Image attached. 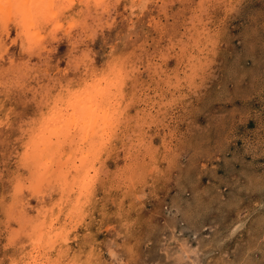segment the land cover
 <instances>
[{"label":"rangeland","instance_id":"obj_1","mask_svg":"<svg viewBox=\"0 0 264 264\" xmlns=\"http://www.w3.org/2000/svg\"><path fill=\"white\" fill-rule=\"evenodd\" d=\"M28 1L0 0V264H264V0Z\"/></svg>","mask_w":264,"mask_h":264},{"label":"bare ground","instance_id":"obj_2","mask_svg":"<svg viewBox=\"0 0 264 264\" xmlns=\"http://www.w3.org/2000/svg\"><path fill=\"white\" fill-rule=\"evenodd\" d=\"M8 1L9 0H1V2H2V4L4 3V6L8 3ZM34 1V0H33ZM33 1H28V2H32V3H34ZM51 1V0H50ZM71 1V0H70ZM107 3V2H106ZM12 4H13V2H12ZM11 4V5H12ZM30 4V3H29ZM53 3H51L50 5H52ZM8 5H10L9 3H8ZM10 5V6H11ZM33 5V4H32ZM40 6H46V1L45 0H41V2H40ZM5 7H7V5L5 6ZM9 7V6H8ZM7 7V8H8ZM30 7H31V5H30ZM52 7V6H51ZM109 7V6H108ZM1 8V7H0ZM6 8V9H7ZM24 8H29V7H24ZM3 9V8H2ZM5 9V10H6ZM9 9V8H8ZM26 9H23L24 11H25V15L23 16V17H28L27 16V13L28 14H30V16L33 14V13H31V12H27L26 11ZM31 9V8H30ZM34 9V8H33ZM4 10V9H3ZM23 11V12H24ZM51 11H53L52 9H51ZM2 12V11H1ZM8 13H10V11L8 12ZM51 13V12H50ZM54 13H55V11H54ZM23 14V13H22ZM21 14V15H22ZM111 14V13H110ZM11 15V14H10ZM29 16V17H30ZM100 17V16H99ZM28 19V18H27ZM110 19V18H109ZM70 20V19H69ZM26 21V20H25ZM77 21V20H76ZM96 21V20H95ZM24 22V21H23ZM70 22V21H69ZM105 22V21H104ZM77 24V23H76ZM109 24V23H108ZM30 25V24H29ZM32 25V24H31ZM92 29H93V27H92ZM109 30V29H108ZM38 33V32H37ZM31 35H32V33H31ZM93 36V35H92ZM92 39V38H91ZM46 42V41H45ZM54 44V43H53ZM71 45V44H70ZM34 51V50H33ZM130 53V52H129ZM94 54V53H93ZM16 55V54H15ZM13 56V55H12ZM94 56V55H93ZM128 58V57H127ZM82 61V60H81ZM29 62V61H28ZM10 63V62H9ZM26 63V62H25ZM135 64V63H134ZM68 70V69H67ZM6 71V70H5ZM116 71V70H115ZM118 74V73H117ZM120 75V74H119ZM106 77H107V75H106ZM120 77V76H119ZM113 78H114V76H113ZM25 81V80H24ZM102 81H103V79H102ZM105 82H106V80H104ZM103 81V82H104ZM112 81H113V79H112ZM111 81V82H112ZM89 82H90V80H89ZM93 82H95V81H93ZM109 82H110V80H109ZM110 82V83H111ZM61 83V82H60ZM99 83V82H98ZM107 84H108V82H106ZM85 84H86V82H85ZM90 84V83H89ZM88 84V85H89ZM101 84V83H100ZM116 84V83H115ZM114 84V85H115ZM90 85H92V84H90ZM108 85H112V84H108ZM100 86V85H99ZM116 86V85H115ZM84 87H85V85H84ZM42 88V87H41ZM98 88V87H97ZM115 88V87H114ZM117 88V87H116ZM115 88V89H116ZM81 89V88H80ZM88 89V88H87ZM100 89H102V95L98 98L97 96L96 97H93V98H91V99H88V97L90 96V95H88V94H86L85 96H84V93H77V94H75V96H74V98H75V103H79V107H78V109H84V111H85V119H89V121L91 120H93V118L94 117H96V115H98V116H100V114H99V112H100V110H101V113H103V118H104V120H106L108 123H112L111 121H113V118L111 119V117L113 116V114H115L116 113V111H117V113H118V110H116L117 108H116V105H113V99L112 98H110L108 95L110 94V90H111V88L108 86V87H106V85L104 86V88H101L100 87ZM35 90V89H34ZM77 90H78V88H77ZM76 90V91H77ZM118 90V89H117ZM116 90V91H117ZM79 91V90H78ZM84 92V91H83ZM85 92H88V91H85ZM92 92V91H91ZM115 92V91H114ZM99 93V92H98ZM48 94V93H47ZM51 94V93H50ZM116 93H114V95H115ZM7 95V94H6ZM72 96V95H71ZM93 96H95V95H93ZM60 99V98H59ZM62 99V98H61ZM73 99H71V101H72ZM16 101V100H15ZM58 101V100H57ZM58 103H60V102H58ZM62 103H63V100H62ZM66 103V102H65ZM64 103V104H65ZM73 103V102H72ZM40 104H42V103H40ZM53 104V103H52ZM68 104V103H67ZM70 105H72V104H70ZM78 105V104H77ZM13 106V105H12ZM69 106V105H68ZM121 106V105H120ZM45 107V106H44ZM63 107V106H62ZM116 109H115V108ZM50 109V108H49ZM53 109V108H52ZM59 109V108H58ZM64 109H66L65 108V106H64ZM69 109H70V107H69ZM123 109V108H122ZM9 110H10V108H9ZM51 110V109H50ZM55 110L57 111V109L55 108ZM75 110V109H74ZM61 111V110H60ZM70 111V110H69ZM2 112V111H1ZM68 112V111H67ZM8 113V112H7ZM12 113V112H11ZM10 113V114H11ZM57 113V112H56ZM66 113V112H65ZM75 113H77V112H75ZM81 113H83V112H81ZM73 114H74V112H73ZM78 114H80V112L78 113ZM119 114V113H118ZM56 115V114H55ZM9 116V115H8ZM24 116V115H23ZM51 117V116H50ZM71 117H73V116H71ZM57 118V117H56ZM65 118H67V117H65ZM51 119H53L54 120V117H51ZM97 119H99V118H97ZM15 120V119H14ZM48 120H49V117H48ZM60 120H62V119H60ZM72 120H74V119H72ZM57 121H59V118H58V120ZM75 121H78V120H75ZM74 121V122H75ZM91 121L89 122V123H91ZM74 122H72V123H74ZM85 122V121H84ZM132 122V121H131ZM81 123V122H80ZM88 124V123H87ZM113 124V123H112ZM40 125V124H39ZM68 125V124H67ZM74 125V124H73ZM81 125V124H80ZM102 125H103V123H102ZM114 125V124H113ZM42 126V125H41ZM69 126H70V124H69ZM82 126V125H81ZM112 126V125H111ZM24 127V126H23ZM71 127H74V126H71ZM93 127V126H92ZM95 127V126H94ZM97 127V126H96ZM113 127V126H112ZM68 128V127H67ZM100 128H102V127H100ZM41 129V128H40ZM55 129V128H54ZM61 128H59V130H60ZM87 129H89V125H88V128ZM95 129V128H94ZM108 129V128H107ZM24 130V129H23ZM68 130V129H67ZM85 131V130H84ZM111 131V130H110ZM52 132H54V131H52ZM57 132V131H56ZM66 132V131H65ZM93 132V129H92V131H91V133ZM106 132H107V130H106ZM25 133V132H24ZM71 133V132H70ZM87 133V132H86ZM90 133V134H91ZM108 133V132H107ZM48 134V133H47ZM56 134V133H55ZM59 134V133H58ZM57 134V135H58ZM83 134H85V133H83ZM94 134V133H93ZM106 134V133H105ZM104 134V135H105ZM110 134V133H109ZM35 135V134H34ZM44 135V134H43ZM72 135V134H71ZM101 135H102V133H101ZM138 135V134H137ZM38 136V134L36 135V137ZM88 136V135H87ZM107 136V135H106ZM35 137V138H36ZM45 137V136H44ZM53 137H54V135H53ZM34 138V139H35ZM38 138H39V136H38ZM42 138V137H41ZM46 138V137H45ZM48 139H50L49 137H47ZM83 138H85L84 136H83ZM88 137H86V139H87ZM22 139H23V137H22ZM32 139V138H31ZM30 139V140H31ZM37 139V138H36ZM81 139H82V137H81ZM93 139V138H92ZM41 140V139H40ZM67 140V139H66ZM111 140V139H110ZM32 141V140H31ZM35 141V140H34ZM49 141V140H48ZM86 141V140H85ZM107 141V140H106ZM139 141V140H138ZM53 142V141H52ZM70 142H72V141H70ZM83 142V141H82ZM95 142V141H94ZM97 142V141H96ZM100 142V141H99ZM27 143V142H26ZM65 143V142H64ZM144 143V142H143ZM54 144V143H53ZM44 145H45V143H44ZM60 145H62V144H60ZM60 145H59V147H60ZM90 145H91V143H90ZM96 145H98V144H96ZM32 146V145H31ZM39 146V145H38ZM63 146V145H62ZM6 147V146H5ZM33 147H34V145H33ZM42 147V146H41ZM100 147H105L104 145L103 146H101L100 145ZM26 148V147H25ZM24 148V149H25ZM28 148V147H27ZM26 148V149H27ZM65 148V147H64ZM71 148V147H70ZM47 150V149H46ZM92 150H93V148H92ZM54 151H56V150H54ZM54 151H52V153L54 152ZM61 151H63V150H61ZM95 151V150H94ZM24 152V151H23ZM27 151L25 150V153H26ZM41 152V151H40ZM43 152V151H42ZM72 152H74V153H76V152H78V151H72ZM45 153H49V151L47 152V151H45L44 152V154L43 155H46ZM51 153V154H52ZM79 153V152H78ZM80 153H81V151H80ZM85 153H87V152H85ZM104 153V152H103ZM64 154V153H63ZM70 154V153H69ZM20 155V154H19ZM54 155V154H53ZM66 154H64V156H65ZM68 155V154H67ZM67 155L65 156V157H67ZM76 156H78L77 155V153L75 154ZM81 155H83V154H80V156ZM21 156H24V155H21ZM28 156V155H27ZM55 156V158H56V156H57V154L56 155H54ZM79 156V157H80ZM86 156V155H85ZM36 157V156H35ZM45 157V156H44ZM50 157V156H49ZM49 157H46V158H49ZM58 157V156H57ZM72 157V156H71ZM78 157V158H79ZM90 157V156H89ZM25 158V157H24ZM43 158V157H42ZM52 158V157H51ZM51 158H49V159H51ZM75 158V160L74 161H76V157H74ZM12 159V158H11ZM57 159V158H56ZM84 159V158H83ZM83 159H80V162H81V160H83ZM33 160V159H32ZM35 160V159H34ZM41 160V159H40ZM43 160V159H42ZM59 160V159H58ZM58 160H57V162H58ZM67 160V159H66ZM79 160V159H78ZM6 161H8V160H6ZM46 161V160H45ZM21 162V161H20ZM24 162V161H23ZM42 163H43V161H41ZM66 162V161H65ZM64 162V163H65ZM86 162H88V161H86ZM91 161H89V163H90ZM8 164V163H7ZM44 164V163H43ZM51 164V163H50ZM66 164V163H65ZM86 164V163H85ZM45 165V167H47L46 166V164H44ZM73 165H75V164H73ZM93 165V164H92ZM65 166V165H64ZM36 167V166H35ZM38 167H39V165H38ZM44 167V166H43ZM63 167V166H62ZM66 167V166H65ZM79 167H82V166H79ZM87 167H89V166H87ZM52 168V167H51ZM93 167H91V169H92ZM100 168V167H99ZM45 169V168H44ZM48 169V168H47ZM59 169V168H58ZM62 169V168H61ZM64 169V168H63ZM55 170V169H54ZM69 170V169H68ZM72 171V170H71ZM74 171V170H73ZM85 171V170H84ZM98 171V170H97ZM63 172V171H62ZM76 172V171H75ZM89 172H90V170H89ZM59 173V172H58ZM68 173V172H67ZM85 173V172H84ZM83 174V173H82ZM47 175V174H46ZM49 175V174H48ZM57 175V174H56ZM78 175V174H77ZM80 176V175H79ZM88 176V174H85L84 175V177H87ZM63 177V176H62ZM83 177V176H82ZM81 177V178H82ZM42 178V177H41ZM84 179V178H83ZM89 179L91 180V178H90V176H89ZM88 179V180H89ZM45 180V179H44ZM72 180V179H71ZM85 180V179H84ZM89 180V181H90ZM51 181V180H50ZM49 181V182H50ZM57 181H59L60 182V180H57ZM56 181V182H57ZM66 181H67V179H66ZM74 181V180H73ZM41 182V181H40ZM39 182V183H40ZM79 181L77 180V183H78ZM80 182H82V180L80 181ZM84 182V181H83ZM83 182H82V184H83ZM45 183V182H44ZM58 183V182H57ZM70 183V182H69ZM69 183H68V185H69ZM75 183V182H74ZM88 183V182H87ZM92 183V182H91ZM48 184V183H47ZM62 184V183H61ZM76 184V183H75ZM85 184V183H84ZM39 185V184H38ZM34 187H36V185H34ZM47 187V186H46ZM37 188V187H36ZM36 188H35V190H36ZM80 188H81V186H80ZM79 188V189H80ZM39 189V188H38ZM74 189V188H73ZM42 190V189H41ZM20 191V190H19ZM78 191V190H77ZM17 192V191H16ZM37 192H39V191H37ZM74 192V191H73ZM72 191H71V193H73ZM44 205V204H43ZM7 206V205H6ZM10 210V209H9ZM9 212V211H8ZM47 219V218H46ZM39 223V222H38ZM51 224H53V222L51 223ZM41 226V225H40ZM53 226V225H52ZM62 226V225H61ZM42 227V226H41ZM17 228V227H16ZM56 232V231H55ZM71 233H74V232H71ZM53 235V234H52ZM64 236V235H63ZM57 237V236H56ZM65 237V236H64ZM27 238V237H26ZM23 239V238H22ZM64 241V240H63ZM51 242V241H50ZM67 245V244H66ZM60 246H61V244H60ZM64 246V245H63ZM66 248V247H65ZM61 249V248H60ZM69 250V249H68ZM66 252V251H65ZM70 253V252H69ZM70 256V255H69ZM37 257V256H36ZM60 259V258H59ZM88 260V259H87ZM35 262H37V261H35ZM59 262V261H58ZM78 263V262H77Z\"/></svg>","mask_w":264,"mask_h":264}]
</instances>
